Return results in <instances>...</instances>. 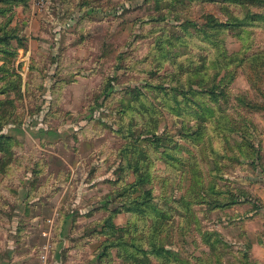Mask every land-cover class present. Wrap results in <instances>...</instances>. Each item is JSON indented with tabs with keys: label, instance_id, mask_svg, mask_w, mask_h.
Returning <instances> with one entry per match:
<instances>
[{
	"label": "rangeland",
	"instance_id": "374dc122",
	"mask_svg": "<svg viewBox=\"0 0 264 264\" xmlns=\"http://www.w3.org/2000/svg\"><path fill=\"white\" fill-rule=\"evenodd\" d=\"M0 50V194L41 195L61 264H261L235 215L264 175V0H0ZM15 215L0 239L38 244Z\"/></svg>",
	"mask_w": 264,
	"mask_h": 264
},
{
	"label": "crops",
	"instance_id": "0c3cea01",
	"mask_svg": "<svg viewBox=\"0 0 264 264\" xmlns=\"http://www.w3.org/2000/svg\"><path fill=\"white\" fill-rule=\"evenodd\" d=\"M21 129L10 125L3 130V133L14 137L19 131L21 132ZM260 150L264 165V144H260ZM249 191L247 203L244 208L237 211L235 216L246 222L251 254L259 260V263L264 264V175L256 176V179L249 184ZM2 193L0 195L5 197L8 203L0 205V226L10 227L11 224L13 225L17 213L20 219L26 220L27 228L35 229L34 232L35 235H38L39 243H36L37 245L31 244V242L29 244L16 243L14 238L0 239V264H61L57 251H53L59 247L53 243L57 237L56 228L59 226L55 225L59 222L55 218H48L46 221L40 215H33L45 210V205L41 202V195L28 187L20 188L17 192L4 189ZM51 211L57 212L58 206H55V209ZM11 214L12 220L10 219ZM65 224L64 222L60 228L66 226ZM35 253H38L39 256L34 257ZM49 253L50 261L47 258Z\"/></svg>",
	"mask_w": 264,
	"mask_h": 264
},
{
	"label": "trees",
	"instance_id": "16d2710c",
	"mask_svg": "<svg viewBox=\"0 0 264 264\" xmlns=\"http://www.w3.org/2000/svg\"><path fill=\"white\" fill-rule=\"evenodd\" d=\"M204 26L205 27L207 26V27H209L212 30H216V28H218V27H225V24H223L221 22H216L214 24H207V25L205 24ZM5 52L8 53V51H6V50H5ZM163 52H164V54H166V53L168 54L169 53V51L167 52L166 50H163ZM3 61L6 62L7 61V58L3 59ZM5 69H6V65L4 64V66H2V68H0V71L1 70L3 71ZM0 80H6L7 82H10L11 81V79L8 78V77H6V76H4L3 78H0ZM1 94H6L5 92H3V89H2V91H0V95ZM4 103L5 102H3L2 100H0V105H3ZM4 126H5L4 124L0 125V152L3 155L5 154L4 153V150H5L4 148H6V145L5 144H8V142H10V140H11L10 137L6 136L3 133ZM4 159H5L4 161H6L5 162L6 163L5 164L6 166L3 163H1L0 173H2V174H4V172L7 171V168H8L7 165H10V163L12 162V159L11 158L10 159H7L5 157ZM140 174H141V177H139L140 179L138 180V182L136 184H132L131 186H133V185H137V186L138 185L139 186L141 185L142 186L144 182H146V181L148 182L149 181V179H150V173L149 172H140ZM144 192H145V195L148 196L146 199L143 200L140 197H138V198H135V199L131 200L130 201V204H136L138 206V205L145 204L147 202L152 201L153 200V197H152L153 194H152L151 190H146ZM110 226L114 228V225L112 226L110 224V222H109V227ZM108 243H109V245H113L112 243H115V242H112V243L108 242ZM160 250H161V248H158V250H156L155 252H153V254L160 253ZM150 251H152V250H150ZM142 252L143 253H148V250H143ZM103 255L108 256L109 255V250L104 249L103 254H101V257Z\"/></svg>",
	"mask_w": 264,
	"mask_h": 264
},
{
	"label": "built area",
	"instance_id": "2783aa9c",
	"mask_svg": "<svg viewBox=\"0 0 264 264\" xmlns=\"http://www.w3.org/2000/svg\"><path fill=\"white\" fill-rule=\"evenodd\" d=\"M45 264V263H44Z\"/></svg>",
	"mask_w": 264,
	"mask_h": 264
}]
</instances>
